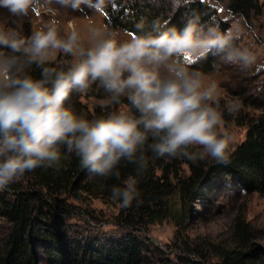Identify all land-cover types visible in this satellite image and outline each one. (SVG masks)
<instances>
[{"label": "clouds", "instance_id": "clouds-1", "mask_svg": "<svg viewBox=\"0 0 264 264\" xmlns=\"http://www.w3.org/2000/svg\"><path fill=\"white\" fill-rule=\"evenodd\" d=\"M55 2L79 9L91 0ZM52 3L0 0V7L14 16L39 18L52 11ZM59 23L36 28L31 37L0 27V190L72 154L91 176L117 180L122 161L134 164L137 175L156 158L228 161L236 142L225 128L218 85L191 66L211 53L242 71L264 68L256 53L237 44L239 35L218 24L205 29L198 17L183 31L161 26L164 30L126 39L103 23L85 31L62 29ZM61 56L66 59L58 62ZM32 65L41 69L40 79L27 74ZM94 85L107 94L103 106L121 105L120 110L88 119L66 106L73 91L85 96ZM225 110L234 117L239 106L232 102ZM111 196L124 208L139 204L137 178L113 186Z\"/></svg>", "mask_w": 264, "mask_h": 264}, {"label": "trees", "instance_id": "trees-1", "mask_svg": "<svg viewBox=\"0 0 264 264\" xmlns=\"http://www.w3.org/2000/svg\"><path fill=\"white\" fill-rule=\"evenodd\" d=\"M216 2L223 8L219 9ZM91 3L99 7V0H91ZM225 7L232 16H243L246 22L254 24L253 14L259 11L260 2L104 0V7L100 10L115 26L144 34L161 26L183 31L188 22L197 17L205 29L218 24L222 31L229 30V18L221 15ZM138 25H142V29ZM4 51L12 54L8 49ZM221 57L222 54L210 53L207 58L194 63L191 70L214 71L221 65ZM59 60H63L62 56L58 57ZM256 70L248 71L246 76L235 75L236 79L238 76L241 79L229 84V91L246 106L240 107L243 109L234 117L228 115L225 108L220 109L224 111L226 121H236L247 127L245 138L234 146L226 163L208 160L193 164L184 157L156 158L149 160V166L142 175H137L134 164L122 161L121 178L117 180L115 177L91 176L87 169L80 167L79 158L72 154L62 158L58 165L38 168L27 173L21 181L0 190V264H264V250L254 242L223 247L218 250L216 259L182 256L175 261L162 249L152 246L148 235L136 230L118 236L74 235L59 219L51 200L59 191L91 190L99 181L103 184L104 193L111 194L113 186H122L123 180L135 176L141 193L140 202L134 201L132 207L125 208L130 210L126 217L135 227L143 217L151 216L155 220L165 214L171 215L174 194L181 198L180 210H177L180 223L191 214L189 202L203 194L205 188L235 182L248 193L264 194V91L258 88L260 84L252 76ZM27 74L40 79L41 69L32 65ZM99 90L106 98L103 89ZM76 93L79 92L73 91L66 102V106L73 110L79 107L74 98ZM121 102L128 103L126 98ZM107 110H110L109 106ZM107 110L97 109L94 118L113 112ZM60 147L62 152L66 150L63 145ZM147 155L152 157L151 152ZM183 164L187 165L189 172L184 170Z\"/></svg>", "mask_w": 264, "mask_h": 264}, {"label": "rangeland", "instance_id": "rangeland-1", "mask_svg": "<svg viewBox=\"0 0 264 264\" xmlns=\"http://www.w3.org/2000/svg\"><path fill=\"white\" fill-rule=\"evenodd\" d=\"M259 2V11L257 10L252 18L254 24L246 22L243 16H232L226 7L221 15L229 18V30L239 35L238 45L250 48L258 57L257 64L264 65V0ZM215 5L219 9L223 8L219 2ZM49 7L52 11L43 12L39 18H35L31 13L25 17L14 16L7 8L0 7V27L4 26L18 31L24 37H31L36 28L45 27L56 20L60 22L58 26L62 29L79 28L85 31L90 24L103 23L110 30L117 32L121 39H126L131 34L122 27L115 26L94 3H85L79 9H73L53 0ZM256 69L252 76L257 78L256 83L260 84L258 88L264 91V68ZM247 72L236 65L225 63L222 57L219 68L204 72L209 80L218 85L220 109L232 102L239 106V110L243 109L240 107L246 106L229 91V84H235L241 79V76L236 79L235 75L246 76ZM100 91L94 85L92 91L85 96L76 93L74 98L79 107L74 111L85 118L93 119L97 109L107 110L108 106H103L105 98L101 96ZM109 107L110 110L107 111L114 112L122 106ZM225 128L234 134V146L246 136L247 127L244 124L225 120ZM183 168L189 172L186 164H183ZM92 187L91 190L59 191L51 198L59 219L71 234L104 237L136 230L148 235L153 242L152 246L162 249L167 257L175 261L182 256L216 259L219 249L235 247L240 243L254 242L258 248L264 250V194L248 193L235 182H228L216 188H205L203 194L189 202L191 214L182 220L183 223L179 222L177 212L180 210L181 198L174 194L171 215L165 214L155 220L146 216L141 222L138 220L135 227L126 217L127 211L130 210H125L111 194L104 193L101 181Z\"/></svg>", "mask_w": 264, "mask_h": 264}]
</instances>
